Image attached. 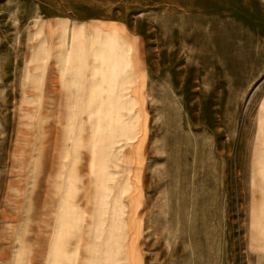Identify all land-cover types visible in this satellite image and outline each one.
Returning a JSON list of instances; mask_svg holds the SVG:
<instances>
[{
	"label": "rangeland",
	"instance_id": "rangeland-1",
	"mask_svg": "<svg viewBox=\"0 0 264 264\" xmlns=\"http://www.w3.org/2000/svg\"><path fill=\"white\" fill-rule=\"evenodd\" d=\"M262 205L264 0H0V264H264Z\"/></svg>",
	"mask_w": 264,
	"mask_h": 264
},
{
	"label": "crops",
	"instance_id": "crops-1",
	"mask_svg": "<svg viewBox=\"0 0 264 264\" xmlns=\"http://www.w3.org/2000/svg\"><path fill=\"white\" fill-rule=\"evenodd\" d=\"M262 207H264L263 205H262ZM258 210V209H257ZM256 213H257V211H256Z\"/></svg>",
	"mask_w": 264,
	"mask_h": 264
}]
</instances>
